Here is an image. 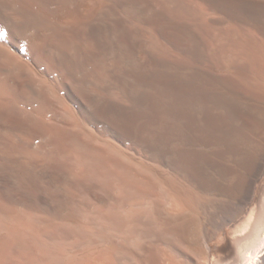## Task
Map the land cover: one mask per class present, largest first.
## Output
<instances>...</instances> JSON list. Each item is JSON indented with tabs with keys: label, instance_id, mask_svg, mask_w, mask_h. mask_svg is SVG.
<instances>
[{
	"label": "bare ground",
	"instance_id": "6f19581e",
	"mask_svg": "<svg viewBox=\"0 0 264 264\" xmlns=\"http://www.w3.org/2000/svg\"><path fill=\"white\" fill-rule=\"evenodd\" d=\"M0 33V264H264V0H0Z\"/></svg>",
	"mask_w": 264,
	"mask_h": 264
},
{
	"label": "rangeland",
	"instance_id": "374dc122",
	"mask_svg": "<svg viewBox=\"0 0 264 264\" xmlns=\"http://www.w3.org/2000/svg\"><path fill=\"white\" fill-rule=\"evenodd\" d=\"M259 255H260L259 261L261 262L262 258L264 257V250H262V251L259 253ZM260 259H261V260H260Z\"/></svg>",
	"mask_w": 264,
	"mask_h": 264
},
{
	"label": "snow or ice",
	"instance_id": "6c2138e0",
	"mask_svg": "<svg viewBox=\"0 0 264 264\" xmlns=\"http://www.w3.org/2000/svg\"><path fill=\"white\" fill-rule=\"evenodd\" d=\"M0 35H3V33H0Z\"/></svg>",
	"mask_w": 264,
	"mask_h": 264
}]
</instances>
